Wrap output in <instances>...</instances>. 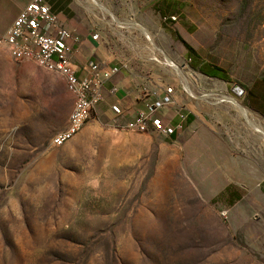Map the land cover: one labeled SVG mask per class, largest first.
<instances>
[{
  "label": "rangeland",
  "instance_id": "1",
  "mask_svg": "<svg viewBox=\"0 0 264 264\" xmlns=\"http://www.w3.org/2000/svg\"><path fill=\"white\" fill-rule=\"evenodd\" d=\"M80 2L161 49L141 15L171 50L179 30L192 33L200 61L186 63L226 79L193 69L186 88L202 111L174 142L114 126L97 105L71 142L50 147L73 107L65 81L0 50V264H264V137L251 126L264 130V0ZM10 20L0 8V34Z\"/></svg>",
  "mask_w": 264,
  "mask_h": 264
},
{
  "label": "crops",
  "instance_id": "2",
  "mask_svg": "<svg viewBox=\"0 0 264 264\" xmlns=\"http://www.w3.org/2000/svg\"><path fill=\"white\" fill-rule=\"evenodd\" d=\"M31 1L0 0V8L7 9L11 13V20L5 30L18 13ZM43 1L50 6L51 11L58 16L65 27L73 32L79 40L72 56V62L77 68L79 77L85 75L82 68L89 63L119 68V72L104 84L103 101L96 107V113L100 119L110 120L114 126L124 129L126 122L133 119L139 109L144 108V104L140 100L143 87L147 86L149 89L158 91L161 94V91L168 86L173 89V102L169 107L157 111L155 117L160 119L165 125L175 126L179 123L176 112L181 111L187 114V120L183 123L180 131L185 126L188 129L197 122V112L202 111V107L194 104L190 98L193 94L190 95L188 91H185L186 86L191 84L188 71L183 68L187 51L183 45H181L179 50H171L175 41L167 33L160 32L162 31L160 23L154 22L147 16L141 15L138 18L148 29L147 33L154 32L157 34L158 39L164 43L162 45L163 49L156 47L152 41H149L150 36L148 34L140 33L131 36L121 32L119 28H124L118 26L117 23H110L104 15L101 18L94 17L91 19L88 13L81 11L80 0ZM109 16L113 17L112 15ZM124 19L119 18V20ZM112 20L116 22L114 18ZM96 21L103 22L96 25ZM142 30L144 31V29ZM96 33L98 37H93ZM178 33L188 45L195 48L196 38H194L192 33L182 32L181 30ZM142 34L145 35L147 43L144 41ZM188 37H193L194 40L189 41ZM162 56L173 61L179 68H169L153 61V57ZM148 79L150 81H147ZM115 108L120 111V114L114 111ZM237 109L243 114L246 112H243L240 107ZM191 117L192 121L189 122ZM258 128L261 129L260 127ZM261 130L264 132L263 129ZM180 131H176L170 137L163 136V138L169 142H174L178 138ZM260 134L264 137L263 133ZM172 136L175 137L174 140ZM226 171L231 170L226 169Z\"/></svg>",
  "mask_w": 264,
  "mask_h": 264
},
{
  "label": "built area",
  "instance_id": "3",
  "mask_svg": "<svg viewBox=\"0 0 264 264\" xmlns=\"http://www.w3.org/2000/svg\"><path fill=\"white\" fill-rule=\"evenodd\" d=\"M169 18L176 21V17ZM78 41L77 36L65 27L43 0H32L18 13L5 32L0 34V50L6 51L13 60H31L39 68L54 73L65 81L73 107L65 128L50 139V147L65 146L82 131L95 107L103 101L105 82L119 72L118 67L89 63L82 68L85 75L79 77L72 62ZM153 61L169 68H179L164 56L153 57ZM190 62L191 59H187L183 68L188 71L192 80L196 72L190 67ZM240 91L239 87L234 88L235 94L239 95ZM161 92L160 94L147 86L142 88L140 100L144 108L139 109L134 118L126 122V130L135 133L156 132L161 136L170 137L182 129L187 114L181 111L176 112L179 123L175 126L165 125L155 117L157 111L169 107L173 102L171 87L167 86ZM114 111L120 114L117 108ZM221 216L227 218V211H222Z\"/></svg>",
  "mask_w": 264,
  "mask_h": 264
},
{
  "label": "trees",
  "instance_id": "4",
  "mask_svg": "<svg viewBox=\"0 0 264 264\" xmlns=\"http://www.w3.org/2000/svg\"><path fill=\"white\" fill-rule=\"evenodd\" d=\"M160 15L162 16L163 20L165 22L171 21V19L167 16H165V12H162L161 10H159ZM166 18V20H165ZM172 22V21H171ZM178 36V35H177ZM179 37V36H178ZM181 43L183 44V46L185 47L186 51H187V55L189 56V58H191L190 56H194V60L195 63L198 62L197 60L200 61V58L197 56L196 52L194 51V49L188 45L181 37H179ZM192 69H197L200 73L204 74L205 76L208 77H212V78H218V79H226L224 72L222 70H220L217 67H213L211 65L208 64H204V63H200L197 66L192 65L191 67ZM262 80L264 82V76L262 77ZM192 121V117L189 119V122ZM174 136H172V139L174 140ZM228 188V186L226 187ZM225 188V190H226ZM230 197H233L235 199V201H239L241 199L240 196H238L237 194H235V192H232L231 195H229ZM234 202V201H233ZM234 203H232L233 205Z\"/></svg>",
  "mask_w": 264,
  "mask_h": 264
},
{
  "label": "bare ground",
  "instance_id": "5",
  "mask_svg": "<svg viewBox=\"0 0 264 264\" xmlns=\"http://www.w3.org/2000/svg\"><path fill=\"white\" fill-rule=\"evenodd\" d=\"M102 9V8H101ZM105 11H106V9H105ZM106 12H108V11H106ZM149 41H152L151 39H150V37H149ZM167 58V57H166ZM168 59V58H167ZM168 61V60H167ZM186 90L189 92V94L191 95L192 93H191V90H189V88H186ZM192 97L194 96V95H191ZM222 102H227V103H229V104H232L233 106H235V107H237V108H239L240 107V109L243 111V112H245V114H243L242 112H240L241 114H242V116L244 117V118H246L247 120H248V122H250L249 120V112L245 109V108H243V107H241L240 106V104L235 100V99H233V98H231V97H227V96H225V97H223L222 98V100H221ZM240 115V114H239ZM252 122H254V121H252ZM251 122V123H252ZM253 128H254V131L256 132V131H258V132H260V133H263L264 134V132L261 130V129H259L258 127H256V126H254V125H251ZM256 128V129H255ZM257 132V133H258Z\"/></svg>",
  "mask_w": 264,
  "mask_h": 264
},
{
  "label": "water",
  "instance_id": "6",
  "mask_svg": "<svg viewBox=\"0 0 264 264\" xmlns=\"http://www.w3.org/2000/svg\"><path fill=\"white\" fill-rule=\"evenodd\" d=\"M234 88H236V87H234ZM233 92H234V89H233ZM235 93V92H234Z\"/></svg>",
  "mask_w": 264,
  "mask_h": 264
}]
</instances>
